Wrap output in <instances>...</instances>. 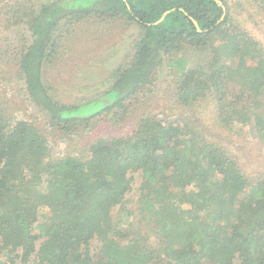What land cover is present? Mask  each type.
<instances>
[{
	"label": "trees",
	"instance_id": "obj_1",
	"mask_svg": "<svg viewBox=\"0 0 264 264\" xmlns=\"http://www.w3.org/2000/svg\"><path fill=\"white\" fill-rule=\"evenodd\" d=\"M242 13L264 26V0H0V80L15 72L48 128L86 150L52 155L46 132L12 119L0 91V264H264V169L244 170L195 116L143 107L166 63L176 105L212 101L213 124L248 126L259 139L249 150L261 151L264 40ZM109 21L134 28L130 49L105 91L66 102L48 69ZM139 108L128 129L99 132Z\"/></svg>",
	"mask_w": 264,
	"mask_h": 264
},
{
	"label": "rangeland",
	"instance_id": "obj_2",
	"mask_svg": "<svg viewBox=\"0 0 264 264\" xmlns=\"http://www.w3.org/2000/svg\"><path fill=\"white\" fill-rule=\"evenodd\" d=\"M253 14L258 20L263 17L262 13L257 11V8L253 9ZM239 20L243 28H254L256 33L264 40V26H262V23L257 21L258 23L255 24V21H250L246 13H242ZM109 23L111 25L109 27L104 26V30L98 34V39L91 33L95 29H88L89 31L85 37L82 34L79 41L74 42L75 48L73 47V50L70 51L69 57L67 56L63 61H59V64H54L48 69L47 76L66 102L78 103L79 101L75 98L85 97V99H91L96 97L98 93L105 91L108 84L100 81L105 80V76L124 58L127 48L130 49L135 38L132 35L135 32L134 28H128L122 23L116 24L115 21H109ZM1 28L2 24H0ZM17 30L16 28L15 32ZM15 32L13 29H9L10 35ZM157 73L152 97H148L145 106H143L145 111L167 120L179 117V120H183L188 118L187 114L193 115L195 116L193 119H198V123H196L198 132L206 139L226 148L235 157L234 159L239 161L244 170L250 172L252 169L259 170L258 167L264 169V145L261 146V151L259 150L260 147L249 150L250 142H256L259 139L255 133L249 131L248 126L233 124L230 127H223L213 124L212 101L188 110L185 109L187 107L176 105L169 95L171 94L169 88L172 86V79L168 75L166 63L162 64ZM5 77L0 80V91L4 89L6 92V102L2 106L12 119L36 120L39 127L49 136L51 152L55 157L67 153L84 154L86 152L82 137L77 136L73 141L63 143L59 132L56 133L48 128L46 125L47 112L32 101L23 81L16 77L15 72ZM96 110H98V105L94 104L86 108L89 113ZM140 111H142L140 108L137 109L134 114L129 115L121 123L112 124V126L102 123L101 126H104V128L100 129L99 132L106 133L110 129V131L119 132L117 131L119 128L128 129ZM194 111H197V113L193 114ZM105 126L107 127L105 128ZM122 214L123 212L121 213L119 209L114 210L117 220L122 217ZM133 218L134 216L130 220H133ZM99 242V238L95 239L93 248L100 246Z\"/></svg>",
	"mask_w": 264,
	"mask_h": 264
},
{
	"label": "water",
	"instance_id": "obj_3",
	"mask_svg": "<svg viewBox=\"0 0 264 264\" xmlns=\"http://www.w3.org/2000/svg\"><path fill=\"white\" fill-rule=\"evenodd\" d=\"M166 14H167V13H165V14L163 15V17H162L159 21H162V20L164 19V17L166 16Z\"/></svg>",
	"mask_w": 264,
	"mask_h": 264
}]
</instances>
